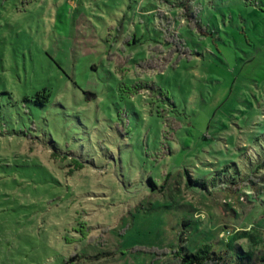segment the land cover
Masks as SVG:
<instances>
[{"label":"rangeland","instance_id":"1","mask_svg":"<svg viewBox=\"0 0 264 264\" xmlns=\"http://www.w3.org/2000/svg\"><path fill=\"white\" fill-rule=\"evenodd\" d=\"M244 229L264 0H0V264H181Z\"/></svg>","mask_w":264,"mask_h":264},{"label":"trees","instance_id":"2","mask_svg":"<svg viewBox=\"0 0 264 264\" xmlns=\"http://www.w3.org/2000/svg\"><path fill=\"white\" fill-rule=\"evenodd\" d=\"M177 7L185 10L188 5L185 2H180ZM195 15H192L191 18L198 17V13ZM199 24L200 21H198ZM35 98L38 104H47L49 101V95L45 93H39ZM241 240H248L254 246H264V236L260 232L255 229L253 232L252 229H244L233 233L224 250H217L213 244H204L195 252H187L181 249L175 257L180 260L181 264H248L253 261V254L237 251L236 243ZM259 260L260 263L264 264V253Z\"/></svg>","mask_w":264,"mask_h":264}]
</instances>
